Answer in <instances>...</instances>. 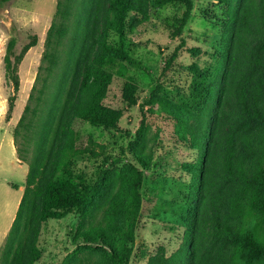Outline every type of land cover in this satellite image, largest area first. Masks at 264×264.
<instances>
[{"label":"trees","instance_id":"16d2710c","mask_svg":"<svg viewBox=\"0 0 264 264\" xmlns=\"http://www.w3.org/2000/svg\"><path fill=\"white\" fill-rule=\"evenodd\" d=\"M212 1L224 12L211 74L193 63L188 93L152 89L138 105L131 159L102 165L87 182L70 171L79 154L74 122L106 130L118 126L123 111L106 98L116 76L124 79L122 102L138 104V86L125 79V64L139 65L131 38L150 20L151 4L185 7L171 31L178 38L194 0L57 1L35 85L13 130L17 157L27 162L28 172L0 264H36L43 223L72 213L79 218L75 252L97 249L108 264H129L149 201L183 236L171 256L160 249L147 264H264V0ZM36 43L32 36L19 54L15 39L7 43L4 72L15 91L17 64ZM184 43L164 58L165 68ZM189 52L199 54L194 48ZM13 107L11 99L9 112ZM148 115L170 121L176 144L195 152L192 161L181 164L186 189L179 190L178 199H164L161 177L153 179L162 168L154 149L161 140L157 131L154 147H148Z\"/></svg>","mask_w":264,"mask_h":264},{"label":"rangeland","instance_id":"374dc122","mask_svg":"<svg viewBox=\"0 0 264 264\" xmlns=\"http://www.w3.org/2000/svg\"><path fill=\"white\" fill-rule=\"evenodd\" d=\"M58 0H11L0 5V253L7 234L17 212V200L21 199L28 172L27 162L21 161L13 152L11 140L29 95L36 82L39 66L42 63L44 42L47 31L54 20ZM150 20L141 25L131 38L133 52L139 65L125 64L127 74L138 86V104L127 107L121 100V88L124 79L114 76L106 103L121 109L123 116L114 129L92 126L77 119L74 122L76 148L79 154L73 158L70 166L73 177L90 181L102 165L113 162H126L131 159L130 144L135 141L141 113L139 103L157 86L167 91L184 92L192 87L193 75L188 67L196 63L206 75L211 74L214 60L211 56L217 47L218 35L221 32L219 23L224 9L212 0H194V8L187 24L178 38L171 36L182 20L185 7L182 4H171L155 7L151 4ZM36 36L37 43L31 47L17 64L19 88L15 91L7 81L4 72V56L7 43L15 39V54ZM183 40L184 47L179 48L172 66L165 68V57L170 56ZM194 48L198 55L189 51ZM13 100V110L9 104ZM149 128L147 145H153L155 133L159 132L160 144L156 155L162 157L160 186L164 187L163 198L178 199L181 189L186 185L181 180L184 173L181 164L194 159V154L176 144L173 126L170 121L148 115ZM8 132L9 136L4 135ZM20 141L23 138L20 137ZM152 148V147H151ZM95 154L92 155L89 151ZM28 156L31 157V154ZM161 173V175H160ZM188 181V180H187ZM159 189V188H158ZM157 189V192H160ZM184 193V192H183ZM155 195V194H154ZM151 194V197H154ZM158 195V194H157ZM149 201L138 223L134 253L129 264H147L149 257L160 249L167 257L180 246L183 232L166 218L159 216ZM149 207V208H148ZM159 211V208H158ZM79 222L78 215L68 214L65 218L50 219L43 223L39 238L41 258L36 264H108L105 252L97 249L83 248L75 252L77 246L73 237ZM143 253V254H141ZM75 255L76 260H72Z\"/></svg>","mask_w":264,"mask_h":264},{"label":"crops","instance_id":"0c3cea01","mask_svg":"<svg viewBox=\"0 0 264 264\" xmlns=\"http://www.w3.org/2000/svg\"><path fill=\"white\" fill-rule=\"evenodd\" d=\"M0 134H1V136H2V135H3V131H0ZM4 135L9 136L7 130H6V132H4ZM10 142H11V144H12V150H13V152L16 153V149H15V146H14V140H11ZM16 155H17V154H16ZM19 162H20V160H19ZM21 197H22V196H21ZM19 202H20V200L18 199V200H17V204H18V205H19ZM0 207H1V205H0ZM0 249H1V248H0Z\"/></svg>","mask_w":264,"mask_h":264}]
</instances>
